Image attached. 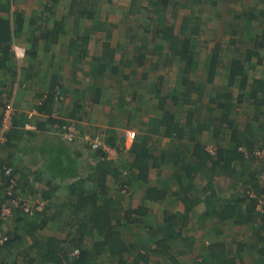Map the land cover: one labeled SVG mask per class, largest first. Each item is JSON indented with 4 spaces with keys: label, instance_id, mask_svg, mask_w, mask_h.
<instances>
[{
    "label": "trees",
    "instance_id": "1",
    "mask_svg": "<svg viewBox=\"0 0 264 264\" xmlns=\"http://www.w3.org/2000/svg\"><path fill=\"white\" fill-rule=\"evenodd\" d=\"M171 1L174 2L155 0L152 3L154 6L161 3L165 8ZM91 3L96 4L94 0L70 3L69 11L71 15L77 16H73L76 24L87 20L93 25L82 35L75 34L72 38L69 37L71 30H68L70 15L60 14L54 20L51 15L38 18L47 25L45 27H38L37 20L31 19V28L37 26L39 34H31L28 38V66L24 68L15 62L13 45L25 35L27 12L20 8L14 10V0H0L1 128L6 115L4 109L13 100L14 93L22 96L25 91L22 89H32V85L37 90L35 102L26 110L18 109L15 106L19 105L12 101L14 111L11 126L0 142V206L10 198L9 192L21 200L20 206L13 208L15 217L12 220H0V231L5 225H12V229L9 226L10 230L4 234L8 240L0 250L2 255L6 252L3 257L0 255L3 264H11L7 253L11 252L12 255V251L16 250L18 254L15 253L17 260L14 264H18L19 259L26 264H35L39 260L41 264H94L102 256L113 259L117 264H127L131 254L139 264L151 260L156 264H182L180 259L185 252H174L173 246L180 241L179 238L182 239L183 231L190 226L191 213L199 214L197 220L193 219L196 225H204L208 218L211 220L209 225L200 229L205 238L202 246L199 247L200 240L193 241L190 239L192 237L182 242L184 249H187L185 251H191L188 258L190 264L240 263V258L229 253L226 243L219 239V228L222 233L220 223L226 222L235 230L256 227L254 234L260 240L261 253L264 255V215L257 211L258 199L264 195V187L256 183L261 170H264V156L258 154L264 151V135L259 136V133L264 132V79L251 78L253 70L247 63L251 60L250 56L245 59L230 57L222 74L226 60L225 47L214 33L209 38L205 37L207 23L193 12H184L180 34L175 32L174 26L165 31L158 28L152 30L153 37L162 35L170 40V50L174 55L166 64L168 70L178 74L179 82L168 92L157 86L154 92H149L151 97L146 95L150 101L144 107L149 111L148 118L145 121L140 116L139 123H148L140 125V131L135 132L130 144L121 143L122 149L119 150L115 144L116 138L108 140L111 146L116 145L119 155L125 151L132 160L126 157L122 162L119 161L120 157L111 160L107 158V152L94 151L96 158L93 170L90 169L92 174L84 177L80 173L83 157L87 155L74 151L54 131L55 128L57 132L61 131L67 120L85 119L82 116L86 102L84 91H75V100L65 115L68 119L63 118L60 109L68 89L61 74L63 68L61 63L55 65L52 59L43 78L37 79L35 65L40 56V45L46 53H50L62 38H70L69 45L63 47L68 52V64L70 62L72 67L78 69L89 66L91 73L83 74L84 78L92 79L90 74H95L113 80L112 87L120 85L118 107H124L128 93L135 101L143 97L134 91L139 82L120 77L130 65L125 57L127 45L119 44L114 49L110 41H104L101 58L89 55L91 36L103 30L105 25L100 20L101 13L95 12V8L90 7ZM112 26L117 25L112 23ZM231 31L237 35L235 28H231ZM174 41L177 43L173 44ZM212 42L214 46L210 49L208 47ZM122 48L124 53L118 60L116 53ZM143 48L138 67L144 65L148 53L146 43L142 44ZM203 50L207 58L202 61L200 56ZM152 68L158 69L160 65L152 64ZM220 76L225 79L223 86L216 85V79ZM42 81L44 83L40 85ZM102 85L89 89L97 103L101 99L109 100L112 96L110 89H104ZM133 86L134 89L130 91ZM209 86L210 91L207 90ZM136 107L133 111L142 110L141 106ZM244 107L247 111L243 116L247 120L242 122L240 110ZM185 108L183 115L175 111ZM32 112L36 114L31 117ZM54 113L58 114V118L53 117ZM39 137L45 139L35 147L33 143ZM29 150L41 158L42 165L38 170L28 169L32 167L29 165L26 168L23 166L21 154ZM243 165L245 170L241 174L245 177L241 180L246 187L239 188L238 168ZM168 167H175V173L166 177L163 187L158 188L156 183L163 178ZM7 169H11L10 175H6ZM91 181L92 184H89ZM37 183L40 189L45 187L42 192L36 188ZM174 184L178 188L175 192L178 201L185 208L182 222H178L176 214L166 212L163 222L157 223L156 219H150L153 215L152 204L138 207L133 203L134 196L137 197L135 192L139 189L146 202L156 205L158 201H168L166 197L175 196L168 194ZM62 190L65 191L64 200L54 204V195L59 191V194L64 195ZM115 191L117 197H131L132 203L128 208L124 209L115 202ZM169 202L172 204L171 200ZM41 203L44 205L38 209ZM29 204L33 205L32 210L26 212L25 206ZM51 223L52 228L63 232L65 237H41V232L48 229ZM144 234L148 240L151 239L150 242L146 241ZM245 246L248 249L250 247L245 242H240L237 247ZM200 248L204 251H198ZM75 250L79 251L77 256L73 255ZM32 252L37 253L36 259L31 257Z\"/></svg>",
    "mask_w": 264,
    "mask_h": 264
},
{
    "label": "crops",
    "instance_id": "2",
    "mask_svg": "<svg viewBox=\"0 0 264 264\" xmlns=\"http://www.w3.org/2000/svg\"><path fill=\"white\" fill-rule=\"evenodd\" d=\"M82 1L88 2L91 0H69V8L71 6L70 3L72 2L81 3ZM94 2H96V4H99V5L96 6L95 3H91L90 7L93 9L95 8V12L101 13L100 20L102 22H105V25L102 28L103 30L98 31L97 34H94L91 36V41L88 46L89 55L99 56V58H101L103 55L102 46H103L104 41H110L111 47L114 49L119 44L127 45L128 46L127 52L125 53L126 55L125 54L124 55L128 59V62L130 65L129 67L125 68V70L122 72V75L120 77L123 78V80L128 79V81H131V82H135V81L139 82V84L136 86L134 91L143 97H141V100L135 101L133 100L131 95L128 93L126 94V101H124L125 108L122 106L118 107L119 101L117 97L119 95L116 97V90L118 88L120 89V85L113 86V87H116V90H112L111 88L105 87L102 84H100L104 87V89H108V90L110 89V93L112 94V96H113V93L115 94L112 99H109V100L105 99L106 101L101 99L100 102L97 103L94 100V96L91 94L89 90L91 86L86 87L82 85L83 82L81 83V81L84 79V76L82 75L85 74L86 72L91 73L90 67L87 66L82 69L72 67V65H70V62L68 64V61H69L68 52H67V49L64 48L62 52H66L65 54L67 55V60L61 63L62 65L61 68H63V71L61 72V74L64 80L68 84L67 85L68 89L66 90V94H64L65 99L63 100V103H62L63 106L60 109V112H62V115H63L62 117L65 119H68L67 117H65V115L67 113V109H69L72 106L75 100V97H76L75 91L77 89L84 91V95H85L84 99H86L85 101L90 102V103H84L85 113H82V116H84L85 119H81V121H79V119L74 120L76 123L77 130H82V128L79 129V125H83V123L91 124V122L93 123L98 122L99 127L101 126L102 122L99 120V116H97L96 118H91L92 108H95L94 110H97V113L99 114L103 113L104 111L106 113L110 111L114 112V114L110 112V114L113 115L114 117L112 119V121H114L113 122L114 125L112 128H116L117 130H119L118 133L120 137L123 139L122 141L126 143H128L131 139V136H129V138L127 137L126 133L128 131H130L131 129L140 131V125L144 126V123L147 125L148 122H140L138 125H136L132 123V121L130 120L131 119L130 117L124 120V117L122 118L121 116L118 115V113L122 111L123 114H126L127 112L133 111L134 109L137 108V107L134 108L137 102L140 103L142 107H146V105H149V102H150L148 101L149 99L146 98V95L150 96L149 92L150 93L154 92L157 89V86L161 88L160 82H165L167 73L160 72L162 71L160 70L161 68H158V69L152 68V64L160 65L162 63V64H165L166 66L167 65L166 63L168 62V60L170 61V58H173L174 54L170 50L171 49V44L169 42L170 40H166L165 39L166 37L162 35H160L159 38L153 37L152 30L153 28L154 29L158 28V30L162 29L165 31V29L174 26L175 32L180 34L181 20L183 18L184 12H186L187 10L190 12H193L196 16H199L200 18H202L203 21H206L207 23L206 32L208 35L209 34L211 35L213 32H220L219 40L224 45L223 47H225L224 51L226 53L225 54L226 60H224V70L222 74L225 73V67L227 63H229V61L227 60L229 59L231 60V58L236 57V56L243 58V59L250 56L251 60H249L247 63L249 64V66L252 67V70H253V72L251 73V78L254 77L255 79L256 78L264 79V0H174V2L171 1L172 3H170V5L168 4V6L165 8L160 3L159 6H154L152 9L150 8V5H148L147 3L143 4L141 0H104V1L94 0ZM53 4H54L53 0H32L31 2L30 0H27L26 6H28L29 9L24 8V10H27L25 11L27 12L26 14L27 19H26L24 31L28 32V30L31 29V26H33L31 25V21H32L31 19L35 18L38 24L39 22L38 18H40L44 13L41 11L49 10ZM134 12H153L152 14L156 15L157 17L160 16L162 13L166 14L167 12H174L173 13L174 17L171 18L168 15L166 16L165 21L163 23L159 22V24H156L155 22L154 23L147 22L143 26L136 27L133 25L134 21L132 22V19H131V15ZM114 13L116 14L115 16L112 15ZM68 15H70L71 17L76 16V15H71L70 11L67 12L66 16ZM129 20L131 23H128ZM112 23L116 24L117 26L116 27L112 26ZM69 25L70 24H68V27H70ZM92 26L93 25L91 22L86 23V24H81L80 22L79 24L78 23L72 24L71 25L72 31H71L70 37L71 38L75 37L74 33L82 35L87 29L92 28ZM97 27H100V25H98ZM231 28L233 29L235 28V30L237 31V35L233 34V32L231 31ZM147 31H150V33H147ZM231 42L233 46L230 45ZM143 43H146L148 53L145 56V59L143 62L144 65L141 67H138L139 63H141L139 56H141L144 53V48L142 49ZM175 43L177 42L174 41L173 44ZM225 44H227L228 47H226ZM213 46H214V43L212 42L211 44H209L208 48L212 49ZM54 48L55 47H53L51 51ZM124 48L117 51L116 56L118 60L120 59L119 56H121L124 53L123 51ZM14 49H15V45H13V51ZM228 49L231 51L228 52ZM205 52L206 51L203 50V53L200 56V59L202 61L204 59L206 60L207 58V56L205 55L206 54ZM150 55L153 56L151 59L149 58ZM170 63H173V62H170ZM65 64L69 65V71L68 73H66V75L64 74ZM129 68H131L132 70H129ZM149 68L151 70H149ZM140 69H146V70L140 71ZM151 74H156V75L158 74L157 78L152 79ZM90 76L92 80H97V81L111 80L110 78H104L101 76L99 77V75L95 76V74H90ZM150 80H153L152 81L153 83H149L151 82ZM111 81L114 82L113 80ZM147 86L150 87V91H148ZM92 87L95 88V86H92ZM114 98L116 102L112 101ZM250 110L251 109H249L248 112H250ZM240 111H242V115L240 119L242 118L243 121H245V119L247 120V117L245 115L243 116V114H245V112L247 111L246 108L244 107ZM137 113H139V111ZM126 115L129 116V114H126ZM140 116L141 114L139 113V117ZM143 116L145 115L143 114L142 118ZM244 126L245 125L243 124L242 128H244ZM133 133L136 134L135 132ZM58 135L60 139L64 143H66L61 136V131L58 132ZM261 135L263 136L264 132L259 133V136ZM120 143H121L120 141H117L115 144L120 147L121 146ZM67 145L69 146L70 144H67ZM77 145L78 144L70 145V147H72L74 151L84 154V151L86 150L85 149L82 150V148ZM77 148L79 150H77ZM120 148L122 149V147ZM95 154L96 153L90 154V155L94 156ZM91 156H86V157L90 159ZM118 157H120V160H119L120 162H122L121 160L125 157L129 160H132L131 157L129 158L127 157V154H125V151L121 152L120 155H118ZM87 158L83 157V166L89 160V159L86 160ZM93 164L95 165V162H93ZM244 164L246 163L244 162ZM91 166H92V163H91ZM168 168L169 169L166 168V170L164 171L163 178L159 180V182L156 183L158 188L163 187V182L166 181V177H170L172 176L173 173H175V167H171V168L168 167ZM238 169H239L238 170L239 171L238 187L244 188L246 187V185L242 183L241 179L244 178L245 175L241 173L243 170H245V165H243L242 168L239 167ZM256 170H259V169H256ZM260 173L261 174L258 175L256 179V183L262 188L264 187V180L261 177H263L264 170H261ZM253 175L255 176L256 172ZM176 189L178 188L174 184L172 186V190L168 194L171 193L173 196L174 195L176 196V193H175ZM221 190H224V188H221ZM139 192L141 195H139ZM113 193H114L113 198H115V202L118 203L120 207L125 209V208H128L129 204L132 203L131 197L128 198L122 195H119L117 197L116 191ZM135 193L137 194V197L133 195L134 196L133 203L136 206L138 207L146 206L147 204V206L149 207L152 204L153 212L151 214L153 215L150 217V219L151 218L156 219L155 222L157 221V223L163 222L164 214L166 212H169L171 214H176L177 218L179 219L178 222H182L183 215L185 214V208H184V205L181 203V201H178L179 197L177 196L176 197L175 196L166 197L165 199H167L168 201H158V203L154 205L153 202L151 203L149 201L146 202L145 199L143 200V198L141 197L143 194L140 189L136 191ZM170 200L172 201V204L171 202H169ZM203 209L204 208H202V211ZM198 215L199 214L197 213L190 214V219L192 218V221L190 222V226L187 227V229L183 231L182 239L179 238L180 241L178 240L179 242H176L175 245L173 246V251L174 252L178 251L179 254L181 253V251L184 250L185 253L181 256V259H180L182 264H190V261H188V258L191 254L190 253L191 251H185L187 249H184L185 247L182 244V242H184V239L187 237H192L190 239H192L193 241L200 240L201 242L199 244V247L202 246L204 239H205L200 229L202 226H205L207 224L209 225L211 218H208L207 222L204 225H202L201 223L200 225L199 224L196 225L193 219L197 220ZM216 222L219 224L218 219ZM52 225L53 223H51L49 226L51 230L53 229ZM220 226L222 227L221 228L222 233L219 232L220 230L219 228L218 230L219 239L226 243V248L229 251V253H232V255H234L236 258L237 257L240 258L238 260L240 263H237V264H264V255L263 253H261L262 245L259 242L260 241L259 238H257L254 234V232L257 231L256 227L255 229H249L246 227L244 230H235L227 222L224 224L220 223ZM204 228L208 231L211 230L208 227H204ZM52 231L53 232H51V234L48 235L49 237H54V238L57 237L59 239L62 237H65V234L63 232L57 231L55 229H53ZM134 231L136 232V230ZM61 233H62V236H61ZM206 233L208 234L207 231ZM145 235L146 234L143 235L144 238L146 237L148 238V236H145ZM248 236H251V237H248ZM147 238H146V241L150 242L151 239L148 240ZM210 239H213V238H210ZM210 239L208 238V240ZM240 242H245L246 245H250L249 249L246 246L244 248L237 247ZM252 243H255V244L251 246ZM201 250L204 251L203 248H200L198 251H201ZM136 260L137 259H134L133 255L131 254L130 258L127 261V264H139L136 262ZM94 264H117V262L109 257L102 256L100 258H97ZM140 264H156V263L153 260H151L148 263H140Z\"/></svg>",
    "mask_w": 264,
    "mask_h": 264
},
{
    "label": "rangeland",
    "instance_id": "3",
    "mask_svg": "<svg viewBox=\"0 0 264 264\" xmlns=\"http://www.w3.org/2000/svg\"><path fill=\"white\" fill-rule=\"evenodd\" d=\"M71 2V1H70ZM141 2L144 4H148V5H150V8L152 9L153 7H154V5L152 4V2H154L153 0H141ZM26 3H27V0H14V6H13V9L14 10H18L19 8L21 9V10H24V8H26V9H29V7L28 6H26ZM53 5L51 6V11H48V10H43V11H41V12H44L43 13V15L41 16V18H44V17H46V16H52V19L54 20V19H56V17H58V15H60V14H67V12L69 11L68 9H69V0H53ZM24 6V7H23ZM49 6V5H48ZM24 11H27V10H24ZM52 14H51V13ZM111 13H113V12H111ZM153 12H134V13H132V15H131V19H132V22L134 21V26H136V27H138V26H143L145 23H147V22H152V23H156V24H159V22H164L165 21V18H166V16H170L171 18H173L174 17V15H173V13L174 12H167L166 14L165 13H162L160 16H156V15H154V14H152ZM183 13V12H182ZM113 16H115L116 14L114 13V14H112ZM120 15V14H119ZM70 22H68V24H70L69 26L70 27H68V30H71L72 31V29H71V25L72 24H75V21H74V18L73 17H71L70 18V20H69ZM81 24H86V23H89L87 20H83V21H81L80 22ZM128 23H131L130 22V20L128 21ZM39 25V26H38ZM38 27H45L46 26V24L44 23V22H42V20H39V23H38ZM37 26L36 27H34V28H31L30 30H28V32H25L24 31V36L22 37V38H20V39H18L17 40V42L14 44L15 46H19V47H21V48H24L26 51L28 50V38L30 37V35L31 34H33V35H38L39 34V31H37L36 29H37ZM214 33V36H216L217 35V37L219 38V36H220V32H213ZM74 35H75V33H74ZM73 35V36H74ZM206 35V34H205ZM71 36V33L69 34V37ZM209 36H210V34L208 35L207 34V36H205L206 38H209ZM211 37V36H210ZM69 41H70V38H66V39H61L60 40V42L55 46V48L50 52V53H46L45 51H44V49H43V47H42V45H40V49H39V52H40V56L36 59V65H35V72L37 73V76L36 77H38L37 79H39V78H43V76L45 75V70H46V68L48 67V65L50 64V62H51V60L52 59H54V62L53 63H55V65H58V64H60V63H63V62H65L66 60H67V55L65 54L66 52H62L63 51V47H66V46H68V44H69ZM229 51H231V50H229L228 49V52ZM14 54H16V53H14ZM54 57V58H53ZM153 56H151L150 55V59L152 58ZM15 62L21 67H27L28 66V62L26 61V55H25V58L24 59H22V60H19L18 58H17V56L15 55ZM156 59V58H155ZM149 65V64H148ZM145 67V66H144ZM160 70H162V71H160V72H164V73H167V77H166V79H165V82H160V84H161V87H162V89L163 90H165L166 92H168L170 89L172 90L173 88H174V85H176L179 81H178V74L177 73H174V71L172 72V70H168V65H166L165 66V64H160ZM129 70H132L131 68H129ZM141 70H146V69H140V71ZM149 70H151L150 68H149ZM68 71H69V65L68 64H65L64 65V74L66 75V73H68ZM158 75V74H157ZM157 75L156 74H151V77H152V79H156L157 78ZM151 82H149V83H153L152 81L153 80H150ZM83 82V83H82ZM44 82L42 81L41 83H40V85H42ZM81 83H82V85L83 86H97L96 84H101V83H104L105 84V87H110L112 90H116V87H112L111 85L113 84V82L111 81V80H103V81H101V80H99V81H97V80H92V79H90V78H84L82 81H81ZM158 83V82H157ZM224 83H225V79L223 78V76H220V77H218L217 79H216V85L218 86V85H221V86H223L224 85ZM125 84V83H124ZM126 86H128V84H125ZM138 85V84H137ZM137 85H135V87L137 86ZM17 86V85H16ZM17 88V87H16ZM15 88V89H16ZM147 88H148V91H150V87L149 86H147ZM134 89V86L133 87H131V89H130V91L131 90H133ZM210 89H211V86H209L208 88H207V90H209L210 91ZM22 90H25L24 92L23 91H21L20 90V93L21 92H23V94H22V96L20 95V96H18V95H16V93H14V97H13V102H14V104H17V105H19V107L18 106H15V107H17L18 109H20V110H26V109H28L27 107H29L30 105H32L34 102H35V94L37 93L36 91L37 90H35L34 89V85H32V89L30 88V87H27V88H23ZM147 91V92H148ZM120 92H121V89H117L116 90V97H117V95H119L120 94ZM129 92V91H128ZM113 98V96H111V99ZM12 99V98H11ZM12 101H9V104H7V106H6V108L4 109L5 111L4 112H6V110L7 109H9V108H12V110L14 111V107H13V105L14 104H12ZM112 101H115V98L112 100ZM116 102V101H115ZM84 103H86V102H84ZM88 103H90L89 101H88ZM116 104V103H115ZM136 105H138V106H141V105H139V103L137 102L136 104H135V107L134 108H136ZM142 107V106H141ZM129 108V107H128ZM95 108H92V112H91V118H96L97 116H99V120L102 122V124H101V126L99 127V125H98V120L96 121L97 123H93V122H91V124L90 123H83V125H79V129L80 128H82V133H89L90 135H92V136H99L100 137V140H101V142L104 144V145H107L108 146V148L113 152V151H115V153L117 154V155H119V152H118V148L117 147H115V146H111L110 144H108V140L110 139V138H112L113 137V139L114 138H116L115 140L116 141H120L121 143H123V141H122V138L120 137V135H119V133H118V131L119 130H117L116 128H112L113 127V125H114V121H112V119L114 118L113 117V115H111L110 114V112H112V111H110V112H103V113H97V110H94ZM186 110V108L185 109H178V110H175L177 113H178V115H183L182 113H183V111H185ZM179 111V112H178ZM3 112V108H2V104L0 105V116H1V113ZM139 113L141 114V117H142V115L144 114L145 116H143V120H147V118H148V114L147 113H149V111L148 110H146V108H144V107H142V110L141 111H139ZM139 113H137V110H135V111H133V112H131L130 114H129V116L128 115H126V114H123V113H121V117L123 118L124 117V120H126L128 117H130L131 119V121H132V123H134V124H136V125H138V123H139ZM12 114V113H11ZM112 114H114L113 112H112ZM88 117V116H87ZM240 121H242L243 122V119L242 120H240ZM4 123V121L2 122V124ZM80 124V123H79ZM6 127H8L7 129L9 130V128H10V121H8V124L6 125ZM3 129H4V125L2 126V128L0 127V138H2V132H3ZM7 130V131H8ZM57 129L55 128V131H54V133H55V135H57L58 134V132L56 131ZM138 131V130H137ZM135 129H131L130 131H128L127 133H129V136L133 133V132H137ZM139 132V131H138ZM126 133V134H127ZM126 136V135H125ZM128 136V135H127ZM44 139H45V137H39L38 138V140H36L34 143H33V145L36 147L37 146V144L39 145L40 143H42L43 141H44ZM131 140L132 139H130V142H128V143H126V145L127 144H130L131 143ZM121 143H120V145H121ZM78 145L77 146H80L81 148H82V150L83 149H85L86 151H84V154H86L87 156H91L90 154H94L95 152L92 150V149H90V150H88L87 148H89L90 146L88 145V144H85V143H83L82 141L81 142H79V143H77ZM30 145H32V144H30ZM29 144L27 145V146H30ZM157 145H159V144H157ZM121 147V146H120ZM119 147V148H120ZM77 150H79L78 148H77ZM119 150H121V148L119 149ZM102 150H98V152H101ZM90 152V153H89ZM85 155V156H86ZM87 158V157H86ZM95 158H96V155H94V156H91V158L89 159V158H87L86 160H88L85 164H84V166L80 169V173L84 176V177H86V176H89L90 174H92V173H90V169H92L93 170V166H94V164H93V162H95ZM20 159H22V161H23V166L26 168V166L27 165H29V166H32L31 168H28V169H31V170H38L40 167H41V165H42V161H41V158H39L37 155H35L34 154V152H32L31 150H29V151H26V153H24V154H21V158ZM91 163H92V166H91ZM28 169H27V171H28ZM264 177V176H263ZM263 177H261L263 180H264V178ZM92 182L93 181H91V182H89V184H92ZM36 186V188H38L39 190H40V192H42V190H44L43 188H45L44 186H43V188L42 189H40L41 187H39V185H38V183L35 185ZM227 190V189H226ZM61 191V190H60ZM59 191V192H60ZM59 192H56V194L58 195L59 194ZM61 193H63L64 195H62V194H59V197H57V195H54V198H53V201H54V204H59V203H61L63 200H64V197H65V191H63L62 190V192ZM139 195H141L140 194V192H139ZM52 210H54V208L52 209ZM11 227V229H12V225L9 223V225H5L4 226V228H2L1 229V231H0V233L1 234H6L10 229H8V227ZM53 230V229H52ZM51 230V228H49L48 227V229H46V230H44V231H42L41 233H42V236L41 237H43V238H49V236L48 235H50L51 234V232H53ZM248 237H251V236H248ZM28 244H26L25 245V247L27 246ZM17 251V250H16ZM16 251H12L13 252V254L11 255L10 253L11 252H8L7 253V257L10 259V262H11V264H14V261H15V253L16 254H18V252H16ZM0 255L3 257L4 255H6V252L4 251L3 252V255H2V252H0ZM35 255V256H34ZM31 257H33V258H35L36 259V257H37V253H33L32 252V254H31ZM17 260V259H16ZM41 261L39 260V261H37L35 264H41L40 263ZM18 264H26V263H23L22 262V259H19L18 260Z\"/></svg>",
    "mask_w": 264,
    "mask_h": 264
},
{
    "label": "built area",
    "instance_id": "4",
    "mask_svg": "<svg viewBox=\"0 0 264 264\" xmlns=\"http://www.w3.org/2000/svg\"><path fill=\"white\" fill-rule=\"evenodd\" d=\"M15 55L17 56V58L19 60H22L25 58L26 55V50L24 48H21L19 46H15ZM62 97L59 99L61 100ZM13 110L12 108H9L6 110V115L3 119L4 123V129L2 132V138H0V142H2L4 140L3 135L4 133L8 130L6 127V125L8 124V121H10V126H11V118H12V113ZM36 112H32L30 114V116L32 117L33 115H35ZM53 117L58 118V114L54 113ZM28 128H32L30 126H28ZM129 136V133H127ZM134 133H132L131 139L134 138ZM61 136L63 138V140L70 145L79 143V142H83L85 144H88L91 149L93 151H98V150H103L105 152H107V158L111 159V160H115L117 159L118 155L115 153V151H111L107 145H104L99 136H95L93 137L92 135H90L89 133H82L80 130H77L76 128V123L73 120H67L66 123H64L61 127ZM260 156H264V151L259 152L258 153ZM6 175H10L11 174V169H7L6 170ZM264 176V174H263ZM264 178V177H263ZM2 186V181H1V177H0V187ZM251 193V192H250ZM9 199H7L5 202L2 203V205L0 206V220H4L5 222H8L10 220H12L15 217V214L13 213V208L14 207H19L21 200H19L17 197L14 196V194L12 192H9ZM252 197H255L253 193H251ZM44 204L41 203V206H38V209H41L42 206ZM26 207V212L29 210H32L33 205L29 204ZM257 211L261 214L264 215V195L262 197H260L258 199V205H257ZM8 240L7 236H5L4 234L0 233V250L2 249V247L4 246V244L6 243V241ZM79 254L78 250H75L73 255L77 256ZM0 264H3L1 258H0Z\"/></svg>",
    "mask_w": 264,
    "mask_h": 264
}]
</instances>
